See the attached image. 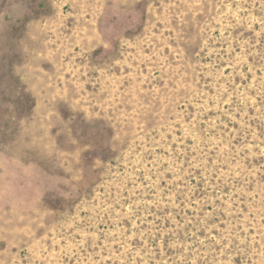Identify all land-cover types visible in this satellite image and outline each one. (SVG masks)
Instances as JSON below:
<instances>
[{
  "label": "rangeland",
  "instance_id": "374dc122",
  "mask_svg": "<svg viewBox=\"0 0 264 264\" xmlns=\"http://www.w3.org/2000/svg\"><path fill=\"white\" fill-rule=\"evenodd\" d=\"M0 264H264V0H0Z\"/></svg>",
  "mask_w": 264,
  "mask_h": 264
}]
</instances>
